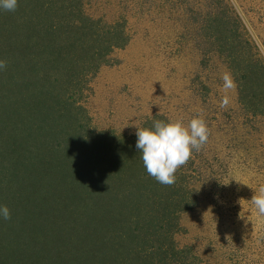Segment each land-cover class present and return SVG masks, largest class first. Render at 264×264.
Segmentation results:
<instances>
[{"label": "trees", "instance_id": "obj_1", "mask_svg": "<svg viewBox=\"0 0 264 264\" xmlns=\"http://www.w3.org/2000/svg\"><path fill=\"white\" fill-rule=\"evenodd\" d=\"M86 1L0 7V206L11 212L0 217V264H188L176 236L197 205L192 174L184 165L163 185L147 173L135 134L90 127L91 78L129 38L124 22L88 14ZM209 7L234 104L261 123L264 58L230 0ZM201 90L210 94L206 81ZM157 120L168 121L156 114L142 128Z\"/></svg>", "mask_w": 264, "mask_h": 264}, {"label": "rangeland", "instance_id": "obj_2", "mask_svg": "<svg viewBox=\"0 0 264 264\" xmlns=\"http://www.w3.org/2000/svg\"><path fill=\"white\" fill-rule=\"evenodd\" d=\"M230 1L264 58V0ZM209 2L87 0L88 14L124 22L129 39L91 78L83 104L92 129L126 135L156 114L186 125L202 116L209 140L185 164L198 200L181 214L177 242L188 264H264V216L251 202L264 186V119L241 118L235 84L224 87Z\"/></svg>", "mask_w": 264, "mask_h": 264}, {"label": "clouds", "instance_id": "obj_3", "mask_svg": "<svg viewBox=\"0 0 264 264\" xmlns=\"http://www.w3.org/2000/svg\"><path fill=\"white\" fill-rule=\"evenodd\" d=\"M18 0H0V7L14 11ZM6 62L0 60V68H5ZM224 87H234L230 74L223 76ZM227 106V100L221 107ZM136 148L142 157L147 173L163 185H173L176 182V172L188 163L193 150L200 151L208 142L210 130L202 116L195 117L186 125L183 121H155L152 127L136 126ZM258 214L264 216V186L259 188V194L251 199ZM0 217L11 218L10 209L0 206Z\"/></svg>", "mask_w": 264, "mask_h": 264}]
</instances>
